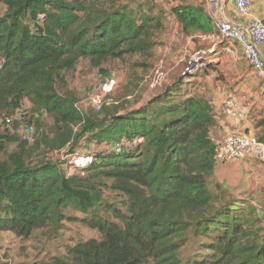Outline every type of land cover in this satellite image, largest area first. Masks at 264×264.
<instances>
[{"label":"trees","instance_id":"obj_1","mask_svg":"<svg viewBox=\"0 0 264 264\" xmlns=\"http://www.w3.org/2000/svg\"><path fill=\"white\" fill-rule=\"evenodd\" d=\"M172 11L187 36L215 31L203 3ZM165 13L155 0H0V233L29 241L72 210L100 234L33 264H264V211L216 179L217 115L192 93L194 75L127 113L113 96L86 112L69 88L82 62L103 76L111 63L142 67L133 60L152 58ZM26 101L37 117L33 143L21 121L7 123ZM82 140L109 150L89 152L94 163L67 177L50 156L74 154ZM105 189L127 198L124 210Z\"/></svg>","mask_w":264,"mask_h":264},{"label":"rangeland","instance_id":"obj_2","mask_svg":"<svg viewBox=\"0 0 264 264\" xmlns=\"http://www.w3.org/2000/svg\"><path fill=\"white\" fill-rule=\"evenodd\" d=\"M155 2L159 9L166 11V20L164 21L165 27L158 38V45L154 48L152 58L144 60L142 57H139L133 60L136 62L140 61V63L144 64L142 67L132 68L130 64L123 66L111 63L107 66L109 74L103 76L96 70H90L87 64L82 62L78 70L69 75V88L74 90L77 94L80 101L79 106L82 110L88 112L91 109V106L87 105L90 96L96 92L99 85L102 86L111 77H114L117 81V89H115L116 91L110 95V97L113 96L117 105H124V109L127 110L123 111V113H127L141 108L152 92L156 93L160 91V88H164L175 81L186 78L189 75H187V73H189L187 70L197 66L193 61L199 53L198 51L206 48V46L200 47L198 44V41L200 42V33H196L192 36L184 34L182 25L172 11L178 5L188 3L190 0H155ZM4 60L3 58L2 66ZM196 73L198 74V72ZM196 75L195 77H197ZM190 78L191 77H189V79ZM30 109L31 104L26 101L22 105L20 111H18L16 115H12L15 119L21 121L19 123V131L20 135H23L22 137H24L26 133V121L28 122L30 120L31 124L36 125L37 117ZM10 129H13L12 126ZM218 138L219 137H215V139ZM224 140L225 139H222V142ZM104 146L98 145L95 142L88 144V142L82 140L74 154H89V152L99 154V152H107L109 150L107 147L109 146ZM110 151L114 152L115 150L111 149ZM68 153L69 150L65 149L62 152L57 151L50 156L51 159L62 167L63 171L69 167L67 162L70 160L68 157L70 154ZM253 160L257 161L255 158L249 157L240 161L226 162L224 165L226 170L234 172V169H240L241 171L238 172L241 173L244 172L242 169H244L245 166L262 165L261 167L264 168L263 162L258 161L257 163ZM242 183L243 180L241 184ZM108 185H110V181H108ZM111 191V189H105L106 199L124 210V203L127 198L120 193L115 194ZM248 194L246 192L240 193V197L254 198L251 192ZM259 207L264 211L262 203H260ZM66 216L68 219L62 221L59 225L60 227L58 226L55 228L52 226V228L48 227L35 231L33 238L29 241H21L14 236L0 238V249H3V251L1 250L2 253L7 254V256L13 260V264H33L36 260L47 261L54 256H64L69 246L75 245L80 241L100 238L98 231L90 229L85 223L81 222L82 220H75L77 218L89 219L90 215H83L68 210ZM4 241H7V243H4ZM2 253L0 255H2Z\"/></svg>","mask_w":264,"mask_h":264},{"label":"built area","instance_id":"obj_3","mask_svg":"<svg viewBox=\"0 0 264 264\" xmlns=\"http://www.w3.org/2000/svg\"><path fill=\"white\" fill-rule=\"evenodd\" d=\"M237 14L244 19L243 23L233 20L223 19V0H205L209 7V16L213 21L216 32L210 35H201L206 41H212L211 47L199 50L194 63L195 68H189L188 74H194L197 71H204L215 61L221 54L234 55L237 49H240L244 60L251 68L253 75L260 80H264V59L261 49L264 50V21L254 17L253 8L263 0H233ZM44 16L40 17L43 20ZM202 51V52H200ZM205 51V52H204ZM2 57L0 56V69L2 67ZM117 81L114 77L109 78L105 84L98 86L96 92L90 96L87 105L99 112L104 104L112 102L110 95L117 89ZM222 113L224 116L233 120L243 122L247 119L248 110L236 99L235 96L229 95L223 102ZM15 119L13 116L7 119V123ZM35 125L29 124L26 128L23 141L32 143L35 136ZM142 139L133 142L123 141L116 144L112 149L115 153H122L125 150L133 149ZM68 169L64 170L67 177H73L78 173H83L95 161L94 155L89 154H70ZM249 157H256L264 163V149L260 140L251 135L231 134L225 138L222 143L217 144L216 161L226 163L230 161H240ZM64 164V163H62ZM84 174V173H83Z\"/></svg>","mask_w":264,"mask_h":264},{"label":"crops","instance_id":"obj_4","mask_svg":"<svg viewBox=\"0 0 264 264\" xmlns=\"http://www.w3.org/2000/svg\"><path fill=\"white\" fill-rule=\"evenodd\" d=\"M190 2L203 3L209 16V7L206 5L205 0H190ZM221 14V17L225 20L244 22V19L237 14L233 0H223V11ZM253 15L264 21V0L253 8ZM200 36V42L198 41L200 47L206 46L208 49L212 46L213 42L211 40L206 41ZM261 54L264 59L263 49H261ZM197 72L198 74L194 73L195 75L197 74V77L192 74L194 77L190 79L188 77L186 82L191 83L192 93L204 95L213 106L217 115V126L212 131L211 136L216 145L231 134L251 135L261 141L264 149V80L257 79L253 75L251 68L243 58L241 50L237 49L234 55L231 56L221 54L208 71ZM229 95L235 96L247 108L248 116L245 121L239 122L223 115V102ZM215 137L219 138L215 139ZM253 158L257 160L253 161L258 163L259 160L256 157ZM224 164L226 163L217 162L215 169L216 179L237 197H240V193L246 192L248 194L251 192L254 196L252 198L253 203L259 205L262 203L264 206V168L261 167L262 165L245 166L242 169L244 172L241 173L238 172L241 171L240 169H234V172L226 170ZM242 180L243 183L241 184ZM5 236L11 237L13 235L0 233V238ZM4 243H7V241H4ZM1 250L3 251V249H0V254L2 253ZM0 264H13V260L7 254L2 253L0 255Z\"/></svg>","mask_w":264,"mask_h":264}]
</instances>
